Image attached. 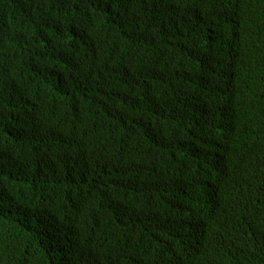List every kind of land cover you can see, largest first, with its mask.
<instances>
[{"label":"trees","instance_id":"16d2710c","mask_svg":"<svg viewBox=\"0 0 264 264\" xmlns=\"http://www.w3.org/2000/svg\"><path fill=\"white\" fill-rule=\"evenodd\" d=\"M0 264H264V0H0Z\"/></svg>","mask_w":264,"mask_h":264}]
</instances>
